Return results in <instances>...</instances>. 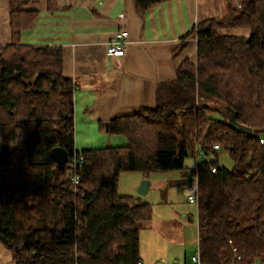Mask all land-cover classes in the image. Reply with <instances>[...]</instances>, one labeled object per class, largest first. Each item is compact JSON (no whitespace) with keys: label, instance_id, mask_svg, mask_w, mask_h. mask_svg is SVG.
<instances>
[{"label":"trees","instance_id":"16d2710c","mask_svg":"<svg viewBox=\"0 0 264 264\" xmlns=\"http://www.w3.org/2000/svg\"><path fill=\"white\" fill-rule=\"evenodd\" d=\"M7 1L12 41L0 47V243L15 264H142L140 233L153 204L122 195L120 176L136 172L149 180L187 170L199 176L202 264H264V0H225L224 15L200 22L185 38L197 40V62L185 59L176 79L158 86L154 106L110 122V135L127 144L82 152L63 50L22 41L38 20L40 0ZM57 1H48L51 11ZM164 1L134 0L139 12ZM188 45L182 42L176 57ZM227 109L251 136L230 125ZM58 147L70 155L64 170L52 157ZM199 150L211 157L225 151L233 169L204 156L187 168ZM79 155L84 162L76 167Z\"/></svg>","mask_w":264,"mask_h":264},{"label":"crops","instance_id":"0c3cea01","mask_svg":"<svg viewBox=\"0 0 264 264\" xmlns=\"http://www.w3.org/2000/svg\"><path fill=\"white\" fill-rule=\"evenodd\" d=\"M48 1L40 0L34 7L38 20L25 31L22 41L63 50L64 74L75 83L77 140L89 135L94 139L110 135L113 119L154 106L158 86L174 81L176 70L185 59L197 62V40L185 38L200 22L224 15L226 6L225 0H166L139 12L134 0H58L56 9L51 11ZM122 30L130 34L128 50L124 57H110L108 45ZM230 33L247 36L243 30ZM11 37L9 2L0 0V47L9 45ZM186 41L188 48L176 57L175 51ZM180 176L178 181H167L166 185L170 190L178 187L187 196L189 173ZM168 188L162 192L161 205L172 195L168 192L166 197ZM154 212L141 233L154 230L165 240H176L182 245V254L173 256L169 263L178 264L183 257V264H193L200 245L199 223L193 224L194 215L180 211L173 220L171 217L169 225L159 228L154 224ZM141 233L142 264H165V259L155 263L149 259ZM185 246L197 247L192 258ZM151 247L153 252L160 249L153 244ZM0 264H15L12 253L1 243Z\"/></svg>","mask_w":264,"mask_h":264},{"label":"rangeland","instance_id":"374dc122","mask_svg":"<svg viewBox=\"0 0 264 264\" xmlns=\"http://www.w3.org/2000/svg\"><path fill=\"white\" fill-rule=\"evenodd\" d=\"M80 140H77L75 138V147L76 150L79 152L85 151V150H92V149H103L107 147H116V146H123L127 144V140L120 137V136H112V135H104L100 139H94L90 135L88 137L79 138ZM198 154H201V150L197 151ZM210 160H216L219 162V164L223 167H226L228 169H233L234 163L230 156L225 151L218 152V156H209ZM202 160V156H200L199 161ZM197 162L196 157L190 156L186 160V166L187 168L193 170L195 169ZM178 173V174H177ZM187 173H189V176L191 177V172L187 170ZM181 172H167V173H156L152 176L149 181H151V190L149 195L147 196V199L149 202H151L154 206V218L155 223L159 228H163V226L169 225L171 222V217L173 216L172 220L177 216V214L180 211H187L188 213L194 215V221L193 224L198 223V205L196 204H189L187 200V196L183 195V191H180L178 187H175L170 190L168 188L167 181H178L180 179ZM144 180H142V175L136 172L131 173H124L120 176L119 180V192L122 195H128V196H134L137 197L138 195V189L140 185L142 184ZM166 191V197L167 193H172L171 197L168 198V200L161 205V202L163 201V194L162 192L167 189ZM170 190V191H169ZM165 193V192H164ZM164 195V196H165ZM159 218V219H158ZM157 219V220H156ZM165 221V222H163ZM157 232V233H156ZM163 234V233H162ZM159 231H144L141 233V239H142V245L144 252H149L148 256L150 260H153L155 262H161L164 261L165 264H170L169 260L172 259L175 255H181L182 254V245L176 243V240H165L160 237ZM156 246L157 249L156 252L152 250L151 245ZM162 248V249H161ZM188 254L190 255V258L195 255V251L197 250V247L194 249H191L189 246H185ZM162 251V252H160ZM164 252V253H163ZM173 253V255H171ZM165 254H168L165 255ZM143 257V256H142ZM183 257L181 258L180 262L178 264H183L182 261ZM176 264V263H174Z\"/></svg>","mask_w":264,"mask_h":264},{"label":"built area","instance_id":"2783aa9c","mask_svg":"<svg viewBox=\"0 0 264 264\" xmlns=\"http://www.w3.org/2000/svg\"><path fill=\"white\" fill-rule=\"evenodd\" d=\"M124 16H122V19ZM130 45V34L128 31L122 30L116 34V36L110 41L108 48H107V55L110 57H124L128 47ZM263 142V141H262ZM215 150H220L219 146L215 147ZM200 156H204V159H206L208 162H211L212 160L209 159V156L201 152V154H196V160L199 161ZM84 162L83 156H78L74 160V165L78 167L79 165H82ZM212 173L216 174L217 169L215 167H212ZM72 184L74 186H78L80 184V176L76 175L74 178H72ZM187 196L188 201L191 204H196L199 207L200 203V186H199V176L198 172L191 177L190 187L187 189ZM193 264H202L201 259V253L200 249L198 250L197 254L192 259Z\"/></svg>","mask_w":264,"mask_h":264},{"label":"water","instance_id":"95a60500","mask_svg":"<svg viewBox=\"0 0 264 264\" xmlns=\"http://www.w3.org/2000/svg\"><path fill=\"white\" fill-rule=\"evenodd\" d=\"M226 116L229 118L230 120V125L238 132L246 134L248 136H251L252 130L250 128L244 127L242 125H240L237 122V117L236 114L231 110V109H227L226 110ZM109 126V125H108ZM52 157L54 158V160L56 161V163L58 164L59 169L64 170L66 168V165L69 163L70 161V155L69 153L63 149V148H55L52 152ZM151 181L149 180H144L141 184V186L138 189V194L139 196L145 198L148 196L150 190H151ZM189 262H191V260H189Z\"/></svg>","mask_w":264,"mask_h":264}]
</instances>
